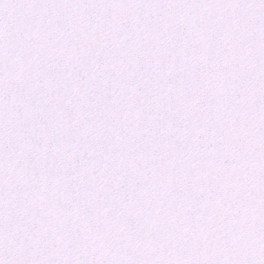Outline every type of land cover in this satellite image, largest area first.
I'll use <instances>...</instances> for the list:
<instances>
[{
  "label": "snow or ice",
  "instance_id": "snow-or-ice-1",
  "mask_svg": "<svg viewBox=\"0 0 264 264\" xmlns=\"http://www.w3.org/2000/svg\"><path fill=\"white\" fill-rule=\"evenodd\" d=\"M0 264H264V0H0Z\"/></svg>",
  "mask_w": 264,
  "mask_h": 264
}]
</instances>
